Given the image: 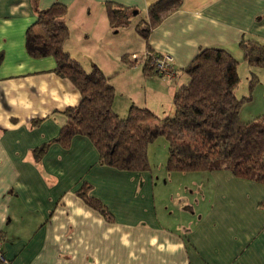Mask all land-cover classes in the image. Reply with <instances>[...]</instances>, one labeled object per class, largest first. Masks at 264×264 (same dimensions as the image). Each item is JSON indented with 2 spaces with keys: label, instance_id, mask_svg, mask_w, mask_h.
Returning <instances> with one entry per match:
<instances>
[{
  "label": "crops",
  "instance_id": "0c3cea01",
  "mask_svg": "<svg viewBox=\"0 0 264 264\" xmlns=\"http://www.w3.org/2000/svg\"><path fill=\"white\" fill-rule=\"evenodd\" d=\"M159 1L0 0V251L8 264H264V183L225 169L120 170L102 164L86 136L57 141L65 110L81 95L55 72L54 57L27 53L37 11L65 5L64 49L86 71L96 65L106 75L102 60L86 52L102 49L111 34L106 5L126 8L142 25ZM81 35L92 38L82 51ZM137 36L133 50L127 42L115 54L107 49V60L118 64L123 53L150 90L144 108L171 116L174 93L188 80L184 69L200 49L224 48L239 61L241 40L264 44V0H182L146 38ZM146 51L171 56L173 74L128 64L129 55ZM83 185L110 217L81 197Z\"/></svg>",
  "mask_w": 264,
  "mask_h": 264
},
{
  "label": "trees",
  "instance_id": "16d2710c",
  "mask_svg": "<svg viewBox=\"0 0 264 264\" xmlns=\"http://www.w3.org/2000/svg\"><path fill=\"white\" fill-rule=\"evenodd\" d=\"M181 1L160 0L152 5L148 22L137 26L139 35L146 38L150 28L177 10ZM66 11L60 3L38 10L35 22L26 31L27 53L34 58L54 57L55 72L68 78L81 95L77 106L65 110L66 121L57 141L67 144L75 135L86 136L102 164L144 171L148 169V144L164 135L169 143V171L225 169L234 176L264 183V114L252 122L240 119L242 100L235 94L239 61L230 51L215 47L199 50L184 69L188 80L174 93L171 116L159 118L148 108L131 106L128 115L120 118L112 108L115 91L109 78L96 65L86 71L64 50L69 33L63 21ZM106 11L111 25L128 20L126 8L109 4ZM239 47L248 65L264 67V44L247 38ZM136 63H142L146 73L155 72L148 62H128L130 66ZM151 121L155 123L151 125ZM88 188L83 185L79 190L81 197L110 217L98 199L88 196ZM1 257L0 251V264H4Z\"/></svg>",
  "mask_w": 264,
  "mask_h": 264
},
{
  "label": "rangeland",
  "instance_id": "374dc122",
  "mask_svg": "<svg viewBox=\"0 0 264 264\" xmlns=\"http://www.w3.org/2000/svg\"><path fill=\"white\" fill-rule=\"evenodd\" d=\"M133 17L136 21L140 20L139 18L130 16L128 14L127 18L128 21H130V24L128 23L129 25L121 27L122 25L117 24L118 22L114 25H111V34L105 36L107 40L103 42L105 44H103L102 49L99 48L100 50L98 49L97 51L90 52L88 47V51H86L89 53V56H91L95 60H98L100 64L102 60L104 64L103 66L106 70V75L110 77L111 82L115 83V85L113 86L115 91L113 101L117 102V104L115 106L116 112L114 110L113 111L120 118H125L128 115L131 105L144 107L143 105L145 104V101L148 99V96H150L148 93L150 92V90L147 89L146 93V85L144 84L142 76H139L136 70H131L132 68L128 69L127 66H125V61L122 55L123 53H120L119 55V62L121 61L123 65L121 62V64L119 62L117 64V62L107 60L111 59L113 54L106 50L113 48V50L111 51L114 52L116 51L115 47L117 45H123L122 43L124 42L129 43L132 48L131 50H133V43L135 39H139L136 31L137 26H139L140 24V21L138 22L139 24H133L131 21ZM81 39L82 40L78 44V47H80L81 51L83 45L88 46L92 44V42H90L92 38L86 39L85 35H81ZM72 47L73 48L71 49L74 52L76 43H73ZM81 55L82 54H79V56ZM138 55H140V53H138ZM128 58L131 59V56L129 55ZM75 60L79 62L77 59ZM87 62L85 63V65L87 64ZM137 66H140V70L142 71V64L138 63ZM235 73L238 78V82L235 87V94L238 99L242 100L241 108L239 111L240 119L243 122H252L254 120H259V118L264 114V67L250 66L242 58H239V64L236 68ZM161 112L155 113L156 116L161 117ZM168 150L169 143L167 138L164 135H158L157 137H155L147 147L148 170L150 169L153 171H157L160 169H167L166 166L169 156Z\"/></svg>",
  "mask_w": 264,
  "mask_h": 264
},
{
  "label": "built area",
  "instance_id": "2783aa9c",
  "mask_svg": "<svg viewBox=\"0 0 264 264\" xmlns=\"http://www.w3.org/2000/svg\"><path fill=\"white\" fill-rule=\"evenodd\" d=\"M131 58L133 60H139L141 62H148L152 66L156 73L171 76L173 74V58L169 55H157L146 51L140 55L132 54ZM4 264H8L7 261L1 257Z\"/></svg>",
  "mask_w": 264,
  "mask_h": 264
}]
</instances>
